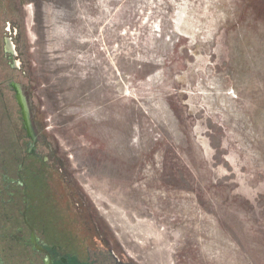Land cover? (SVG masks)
Returning <instances> with one entry per match:
<instances>
[{
    "label": "rangeland",
    "instance_id": "1",
    "mask_svg": "<svg viewBox=\"0 0 264 264\" xmlns=\"http://www.w3.org/2000/svg\"><path fill=\"white\" fill-rule=\"evenodd\" d=\"M6 66L72 264H264V0H0Z\"/></svg>",
    "mask_w": 264,
    "mask_h": 264
},
{
    "label": "flooded vegetation",
    "instance_id": "2",
    "mask_svg": "<svg viewBox=\"0 0 264 264\" xmlns=\"http://www.w3.org/2000/svg\"><path fill=\"white\" fill-rule=\"evenodd\" d=\"M7 49H12L10 39ZM11 68L6 66L0 73V96L4 99V110L10 115L9 127L20 153L15 157L16 173L12 174L11 165L6 163L0 178V264H72L67 257L72 249L69 242L56 246L54 231L39 224L42 220L34 204L29 174L39 175L40 156L34 153L35 136L25 118V104L17 80L20 78ZM18 117L23 119L18 120ZM28 142L31 143L23 149ZM68 234L71 236V232Z\"/></svg>",
    "mask_w": 264,
    "mask_h": 264
},
{
    "label": "bare ground",
    "instance_id": "3",
    "mask_svg": "<svg viewBox=\"0 0 264 264\" xmlns=\"http://www.w3.org/2000/svg\"><path fill=\"white\" fill-rule=\"evenodd\" d=\"M262 187V186H261Z\"/></svg>",
    "mask_w": 264,
    "mask_h": 264
}]
</instances>
